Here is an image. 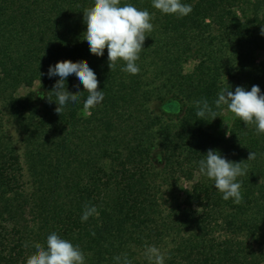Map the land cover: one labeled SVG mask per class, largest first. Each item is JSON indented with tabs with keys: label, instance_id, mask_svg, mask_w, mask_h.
<instances>
[{
	"label": "trees",
	"instance_id": "trees-1",
	"mask_svg": "<svg viewBox=\"0 0 264 264\" xmlns=\"http://www.w3.org/2000/svg\"><path fill=\"white\" fill-rule=\"evenodd\" d=\"M181 2L192 6L184 17L121 0L154 16L131 75L123 61L110 72L107 49L97 57L83 40L94 0H0V264H26L53 232L79 245L86 264L124 254L148 264L146 245L165 264H264V134L233 114L225 131L227 107L214 106L222 88L264 94V0ZM62 60L95 71L104 99L91 115L75 74L65 86L79 101L55 111L59 77L47 72ZM22 87L29 92L17 95ZM201 99L220 117H197ZM209 149L248 165L241 204L199 172ZM85 205L99 215L82 222Z\"/></svg>",
	"mask_w": 264,
	"mask_h": 264
},
{
	"label": "clouds",
	"instance_id": "clouds-1",
	"mask_svg": "<svg viewBox=\"0 0 264 264\" xmlns=\"http://www.w3.org/2000/svg\"><path fill=\"white\" fill-rule=\"evenodd\" d=\"M152 7L162 14L178 17H184L192 11V6L182 3L181 0H152ZM153 18L148 10L139 9L130 3L122 4L121 0H94V4L83 11V21L87 26L83 40L87 41L91 54L97 57H102L107 49L110 72L115 71L118 62L123 61L124 67L120 70L137 75L140 72L137 61L140 59L148 34L154 29L151 22ZM261 35H264V27L261 28ZM72 74H75L83 85L84 92L88 94L83 103V113L89 116L90 110L102 103L104 93L99 90V80L87 60L77 62L62 60L49 67L48 77H59L52 90L56 96L55 111L60 114L69 101L73 103L79 101L82 92H69L65 86L67 78ZM43 75L44 73H40V76ZM193 103L197 109L196 115L201 120L210 117L212 121L221 115L213 109L207 99ZM214 106L215 109L221 110L222 106H226L227 110L243 121L245 126H254L258 135L264 134V94L258 85H253L251 90L236 86L234 92L222 88L214 101ZM205 157L199 161V172L214 181L215 188L222 193L225 201L231 198L235 204H241L242 184L237 178L247 174L248 165L243 161H229L212 149L207 151ZM255 159L256 153L250 151L246 161ZM98 215L95 206L85 205L81 221L86 222L89 217ZM34 248L35 251L27 257L26 264H86L85 253L80 246L74 245L55 232L47 236L45 245L35 243ZM143 254L148 264H165V253L155 245H146ZM115 259L118 264H132L127 254Z\"/></svg>",
	"mask_w": 264,
	"mask_h": 264
},
{
	"label": "rangeland",
	"instance_id": "rangeland-1",
	"mask_svg": "<svg viewBox=\"0 0 264 264\" xmlns=\"http://www.w3.org/2000/svg\"><path fill=\"white\" fill-rule=\"evenodd\" d=\"M256 59L258 61L260 60H264V51H259L257 52L256 54ZM192 63H188L186 66H185V70L188 71L192 68ZM37 89V83L34 84L32 90H35ZM27 92H29V89L28 88H20L19 91L17 92V95H25ZM223 117H224V130H228L229 126H230V122H231V119H232V113L227 111V110H224L223 111ZM13 137L15 139H17V136L16 135H13ZM189 187H190V183H186V182H182L181 183V186L179 188V193L181 196H184L188 191H189Z\"/></svg>",
	"mask_w": 264,
	"mask_h": 264
}]
</instances>
